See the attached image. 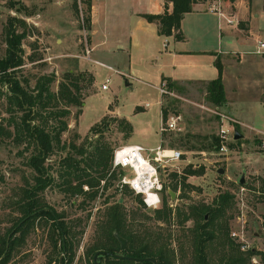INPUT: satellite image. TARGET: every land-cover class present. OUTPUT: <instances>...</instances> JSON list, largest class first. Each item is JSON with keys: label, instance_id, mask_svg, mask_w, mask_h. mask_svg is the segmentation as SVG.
<instances>
[{"label": "rangeland", "instance_id": "374dc122", "mask_svg": "<svg viewBox=\"0 0 264 264\" xmlns=\"http://www.w3.org/2000/svg\"><path fill=\"white\" fill-rule=\"evenodd\" d=\"M87 15L86 0H0V57L4 55L6 48L5 29L15 23L16 31L24 33L21 41L23 65L18 75L27 78L31 87L38 76L54 74L56 79L52 88L56 91L58 82L65 79L67 72L84 73L85 77L79 81L83 87V95L86 94L85 97L82 95V112L75 116L76 108H71L68 129L62 134V141L66 143L74 142L76 145L88 146V142L94 143L104 139L108 146L115 149L119 145L127 144L155 147L162 142L164 149L169 150L170 142H175L177 137H183L185 145L175 147L182 151V156L179 159L162 161L159 166L164 191L163 202L166 201L172 208L211 204L219 193L229 191L234 196V205L227 209L220 223L228 219L230 238L233 230L243 228L247 240L255 244L259 251H264V194L261 193L264 188V141L256 131H264V103L257 104L254 113V120L257 122L255 124L248 120L251 117L242 118L241 115H247L250 111L239 103L241 98L248 96L246 91L252 87V78L243 80L244 92L239 93V88L232 86L231 95L236 98L235 104L224 103L218 108L206 100L202 83H185L181 92L168 88L172 94L166 96L177 99L170 105L174 109L170 108L168 116L180 114L181 129L161 132L160 105L164 104L166 97L160 95L157 87L161 82L159 76L164 72L163 56L159 52H139L133 73L136 79L125 78L121 73L98 64L94 59L99 57H96L94 52L88 55L86 53V49H90L86 32ZM250 26L254 33L248 40V45L236 48L240 52L245 51L242 53L254 51L258 39L264 42V11L250 19ZM156 45L160 50L164 48L162 39ZM260 56L264 57V53H260ZM100 60L123 73H131L130 69L124 66L123 60L119 65L110 58ZM88 74L92 75L91 81ZM103 83H106V89L101 88ZM2 90L6 91V88ZM257 98L264 102V95ZM4 101L2 96L0 119L8 117L4 105H1ZM216 110L248 125L230 122L243 137L238 142L234 140L226 154L217 150H197L204 141L203 137L218 132L220 124L215 117ZM121 117L132 124L133 132L128 138L126 128L119 126L116 120ZM101 122L108 124L109 131L92 135L90 129ZM190 145L195 148L187 149ZM22 148L23 145L16 147L9 141L0 144V235L12 225L13 217L17 215L10 207V200L20 191L24 178L31 179L32 170L25 165L28 152L20 153ZM65 152L66 150L56 149L46 160L47 172L53 182L41 192L40 198L48 209L53 210L67 224L81 220L76 226V230L80 232L73 239L75 255L71 264H93L92 260H86L85 249L98 236L97 226L104 210L114 199L121 197L123 191L119 193L115 189L118 179V172L115 170L116 179L112 181L111 186L104 190L103 180L98 196L82 209V195L69 196L58 186L60 159ZM187 165L202 167L204 171L198 176H188V186L183 189L181 177ZM219 168L223 169V173H218ZM112 172L110 170L107 176ZM173 173H176V177H173ZM240 178H243V183L239 182ZM241 184L245 187L244 191H241ZM168 188L175 193L174 199L167 193ZM139 199L141 200L140 196L133 193L129 197L124 196L122 207L130 219L129 224L140 232L159 234L163 241L167 242V253L174 263L188 264L192 254L193 222L180 224L178 219L173 217V213L168 222L155 221L153 210L156 208L146 206L140 207L133 220L131 215L133 211H137ZM206 214L208 219L209 213ZM42 218L41 215L34 219L32 228L25 233L24 243L18 246L7 264H55V259H60L63 255L60 251L62 236L56 232L55 237L50 236L53 233L50 221ZM54 239L57 241L55 248Z\"/></svg>", "mask_w": 264, "mask_h": 264}, {"label": "trees", "instance_id": "16d2710c", "mask_svg": "<svg viewBox=\"0 0 264 264\" xmlns=\"http://www.w3.org/2000/svg\"><path fill=\"white\" fill-rule=\"evenodd\" d=\"M169 1L172 3L170 12L165 9L161 14H145L143 16L149 22L157 23L158 34L164 36L173 34L175 38L180 39L182 37L181 20L187 12L192 11V4L195 0ZM227 1L233 2L235 0ZM86 3L88 11L86 21L87 26H89L90 0H86ZM262 8L264 10V0H262ZM14 24L11 23L5 29L6 48L4 55L0 57V98L4 96L5 101L1 105H4L8 114V117L0 119V144L9 141L16 147L23 145L19 152H28L25 165L32 170V174L31 179L24 178V184L20 191L9 202L11 209L17 212V215L13 217L12 225L4 234L0 235V264H7L10 261L24 240L25 233L29 228H32L34 219L41 215L43 220L50 221L53 232L50 236L55 237L56 232L64 239V244H61L60 248L63 255L60 259L59 257L55 259V264H71L75 255L73 239L80 232L76 230V226L80 224L81 220L67 224L53 210L48 209L40 198L41 192L53 182L52 177L47 172L46 160L56 149L66 150L60 159V169L57 174L60 180L58 186L69 196L82 195L80 207L84 209L100 193L102 180H105L103 189L106 190L116 179L114 171L110 176H107L111 170L114 149L108 146L104 139L94 143L88 142V146L62 141V134L68 129L69 116L72 113L71 108H76L75 116L82 112V104L86 94L83 95V87L79 81L85 75L84 73L67 72L65 79L58 82L57 90L54 91L52 83L56 79L55 75L43 74L37 77L34 86L31 87L27 78L18 75V71L23 65L21 41L24 33H18ZM215 64L219 70V75L204 83L203 89L206 91V100L218 108L225 103L226 98L221 78L222 65L220 60L216 59ZM87 76L91 81L92 75L88 74ZM167 86L179 92L184 89V86L170 82ZM3 88H6V91H3ZM163 97L166 99L164 104L161 103L160 108L162 118L165 120L170 112V105L177 99L169 98L166 95ZM215 117L219 121V116L215 114ZM116 120L119 126L126 128L128 138L132 133L131 124L125 118ZM103 131H109L106 122L98 123L90 129L92 135L101 134ZM202 140L204 141L197 150L213 151L218 150L220 146L217 133L203 137ZM235 141L238 142L240 139ZM185 143L183 137H177L175 142H170L169 148L183 147ZM194 148V145L187 147L189 150ZM203 171L202 167L194 168L192 165H187L183 169L181 177L183 189L188 186L186 183L188 176H198ZM172 175L176 177V173ZM84 186H87L88 190H84ZM241 187L244 185L241 184ZM103 189L102 191H104ZM261 193L264 194V188H262ZM130 195L131 192L125 189L121 197L114 199L112 204L104 210L97 226L98 236L85 249L86 260L88 262L92 260L94 264V254L99 250H104L109 253H124L133 257H154L159 264H173V259L167 253V242H164L159 234L140 232L129 224L130 219L123 210L122 202L124 196L129 197ZM120 198H122L121 202L119 201ZM233 198L234 196L229 191H224L219 193L211 204L187 205L185 208L179 206L172 208L164 201L160 208L153 210V219L158 222H168L173 213V217L175 216L180 224L187 221L193 222L192 254L188 264H254L251 260L254 255L258 256H256L258 258L257 264H264V251H259L257 248L241 251L238 243L229 236L228 219L220 223V219L227 209L233 207ZM137 202L139 207L136 212H132L133 220L138 215L140 207H145L140 199ZM207 212L209 213L208 219L205 218ZM115 234L126 239L127 247L124 252L120 251ZM56 245L57 241L54 239V248ZM97 262L105 264L118 262L152 264L146 261L115 258L110 254L98 255Z\"/></svg>", "mask_w": 264, "mask_h": 264}, {"label": "crops", "instance_id": "0c3cea01", "mask_svg": "<svg viewBox=\"0 0 264 264\" xmlns=\"http://www.w3.org/2000/svg\"><path fill=\"white\" fill-rule=\"evenodd\" d=\"M211 5L218 7L224 17L233 21L228 23L224 17L211 10ZM165 9L171 11V1L90 0V24L86 32L90 52L99 57L94 61L105 63L100 59L110 58L119 65L123 60L124 66L135 73L139 52H159L165 61L160 81H165L167 85L170 82L184 86L185 83L204 84L215 79L219 75L215 60L219 59L225 105L235 104L236 98L231 95L232 86L238 87L239 93L244 92L243 80L252 78V87L246 91L248 96L241 98L239 103L251 112L241 115L242 118L251 117L248 120L257 123L254 120L257 104L264 103L257 98L264 95V57L255 50L242 53L245 51L240 52L236 48L248 45V40L253 37L250 19L264 11L262 0H195L192 11L187 12L181 20L180 39L173 34H158L157 23L149 22L143 16L161 14ZM161 39L164 48L160 50L156 44Z\"/></svg>", "mask_w": 264, "mask_h": 264}, {"label": "built area", "instance_id": "2783aa9c", "mask_svg": "<svg viewBox=\"0 0 264 264\" xmlns=\"http://www.w3.org/2000/svg\"><path fill=\"white\" fill-rule=\"evenodd\" d=\"M211 10L217 12L219 16L224 17V14L218 9V7L211 5ZM224 18L228 23H231L233 21L230 18ZM255 52L258 54L264 53L263 41H257ZM86 53L87 55L90 53L89 48L86 49ZM87 58L89 59L88 56ZM97 63L112 71L121 73L125 78L136 79L133 73H123L105 63ZM108 81L109 79L107 78L106 82ZM101 88L106 89V83H103ZM157 89L161 96L172 94L168 89L167 83L165 81H161ZM215 114L219 116L220 121V126L217 132L220 139V146L217 151L221 154H226L230 150L231 142H234L233 132L235 130V127L230 122H235L245 126L248 125L217 110L215 111ZM180 122V114L170 115L165 120H163L161 115L159 130L161 132L179 131L181 129ZM256 131L261 135L264 141V131L259 129H257ZM165 150L167 149H164L161 143L156 145L155 147H143L139 144L117 146L113 150L111 159V170H116L118 172V179L115 189L119 193H121L125 189H128L134 195L140 196L142 203L148 208L160 207L163 202L164 191L159 176V166L162 161L179 159L182 156V151L178 149L170 148V153L168 154L164 153ZM84 189L88 190L87 186H84ZM244 189V187H241V191H244ZM238 218H241V216H238ZM230 234L231 238L238 243L239 249L241 251H247L254 245L247 240L243 228L239 230H233ZM251 260L254 264L258 263V258L255 255L251 258Z\"/></svg>", "mask_w": 264, "mask_h": 264}, {"label": "water", "instance_id": "95a60500", "mask_svg": "<svg viewBox=\"0 0 264 264\" xmlns=\"http://www.w3.org/2000/svg\"><path fill=\"white\" fill-rule=\"evenodd\" d=\"M243 137V134L239 132L238 129H235L234 132H233V139L234 140H238L240 138ZM218 173H223V169L219 168L218 170ZM240 183H243V178H240L239 180ZM167 193L169 194L170 198L171 199H174L175 197V193L171 190V189H167L166 190ZM120 202L122 201V199L119 200ZM207 217V214H205V218ZM118 242H119V246H120V250H125L126 249V239L121 237L119 234H115ZM256 248V245L254 244L252 246V249L254 250ZM102 254H110L111 256L115 257V258H120V259H130V260H134V261H146V262H150L152 264H159L157 262V260L154 258V257H133V256H127L125 254H118V253H109L107 251H104V250H99L97 251L94 256H93V261L94 263H97V257L98 255H102Z\"/></svg>", "mask_w": 264, "mask_h": 264}, {"label": "flooded vegetation", "instance_id": "af4514ba", "mask_svg": "<svg viewBox=\"0 0 264 264\" xmlns=\"http://www.w3.org/2000/svg\"><path fill=\"white\" fill-rule=\"evenodd\" d=\"M37 218V217H36ZM35 218V219H36ZM22 232V231H21ZM23 233V232H22ZM24 240H25V238H24ZM24 240L21 242V244H23L24 243ZM20 244V245H21ZM61 244H64V239H63V236H62V239H61ZM126 250V249H125ZM124 250V251H125ZM120 251H122V252H124L123 250H120ZM118 254H124V253H118ZM94 264H105V263H99V262H97V263H94ZM112 264H134V263H120V262H118V263H112ZM173 264H176V263H173Z\"/></svg>", "mask_w": 264, "mask_h": 264}, {"label": "bare ground", "instance_id": "6f19581e", "mask_svg": "<svg viewBox=\"0 0 264 264\" xmlns=\"http://www.w3.org/2000/svg\"><path fill=\"white\" fill-rule=\"evenodd\" d=\"M164 153H165V154H168V153H170V152H169V150H165V152H164Z\"/></svg>", "mask_w": 264, "mask_h": 264}]
</instances>
